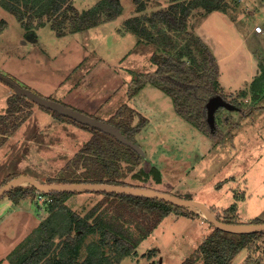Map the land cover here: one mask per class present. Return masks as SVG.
Masks as SVG:
<instances>
[{"label": "rangeland", "instance_id": "374dc122", "mask_svg": "<svg viewBox=\"0 0 264 264\" xmlns=\"http://www.w3.org/2000/svg\"><path fill=\"white\" fill-rule=\"evenodd\" d=\"M99 1L73 0V3L84 10ZM121 1L123 10L118 18L125 22L135 12L136 4L133 0ZM171 2L146 0L141 15L150 16L166 9ZM226 3V12L214 10L217 14L208 18L212 12L203 7L194 8L186 30L165 28L162 34L160 29L153 30L171 54L180 55L200 70L205 68L206 57L196 42H190L194 36L201 37L216 55L220 93L231 103L229 107L216 108L219 142L178 114L173 98L161 87L148 82L138 92H131L135 87L133 79L139 73L155 71L157 64L152 58L155 52H162L151 40L134 39L129 32L121 37L112 25L58 37L47 24L34 30L37 42L24 43L26 35L21 23L0 3V22L4 21L0 30V73L22 87L62 103L66 94H71L72 102L79 108L64 104L107 123L140 125L133 146L141 162L136 164L133 155L122 153L121 170L127 171L128 181L140 183L131 175L143 163L157 162L162 181L156 183L152 177L149 180L152 188L196 199L222 216L229 214L239 221L264 223V32H254L258 24L264 28V0H226ZM201 23L217 40L200 34ZM171 42L175 43L174 48ZM228 48L236 49L233 57H228V53L232 55ZM228 80L232 82L230 86L226 84ZM15 95V88L0 79V116L7 112V97ZM25 97L23 112L13 119L19 122L27 114V120L9 135L0 131V183L11 172L29 173L39 181L60 175L62 168L93 135L77 123L55 120L51 109ZM121 140L128 143L125 137ZM81 193L84 192L68 201L78 212H82L81 206L83 212L84 208L88 211L101 197H88L90 204H81L86 201L85 197L78 199ZM26 200L33 202L36 210L38 203L48 210V199ZM188 209L198 213L192 207L172 212L142 241L136 253L124 257L119 264H181L213 229L201 213L199 220L188 219ZM6 211L4 206L0 218ZM9 215L0 221V264H11L10 248L18 244L27 227L35 222L30 215ZM96 237L91 235L86 239L81 258L87 254L88 243ZM247 259L264 263V237L245 249L236 264H247Z\"/></svg>", "mask_w": 264, "mask_h": 264}, {"label": "trees", "instance_id": "16d2710c", "mask_svg": "<svg viewBox=\"0 0 264 264\" xmlns=\"http://www.w3.org/2000/svg\"><path fill=\"white\" fill-rule=\"evenodd\" d=\"M133 1L136 4L135 10L140 12V15L126 19L124 28L136 34L142 41L146 39L153 41L158 48L160 47L162 53L157 51L152 58V61L157 64L155 71L139 73L137 78L133 79L136 89L132 88L131 92H138L148 82L161 87L173 98L178 114L219 142L221 132L219 134L220 130L216 122L219 110H215L213 127L207 107L210 99L217 95L225 99L219 89L220 68L216 55L201 37L194 36L190 42H196L206 57L205 68L200 70L180 55L171 54L167 44L155 37L153 30L160 29V34L165 28L186 30L188 19L194 8L203 7L209 12L214 10L226 12V0H172L166 9L157 10L150 16L141 15L147 6L146 0ZM0 3L27 30L32 31L49 24L58 36L76 33L115 20L123 10L121 0H100L94 6L84 10L75 7L73 0H0ZM3 24L4 21H1L0 30ZM170 45L175 47V43L173 45L171 42ZM24 98L26 97L18 94L8 98L7 112L4 116H0L1 134L15 132L27 120V114L19 122L13 119L14 115L23 112L26 105ZM51 111L60 120H68L88 128L93 135L62 168L60 175L41 181L152 187L149 180L153 177L156 183H161L162 170L157 162H145L143 167L131 175L132 179L140 183L128 181L127 171L121 170V160L124 157L122 153L133 155V158H136V164L141 162L133 146L136 143L135 135L141 130L140 125L131 126L128 123L110 122L128 140V143H125L99 128L82 124L56 111ZM20 174L23 173L8 174L0 183V187ZM77 193L79 192L42 193L32 185H19L2 197L7 196L14 203H18L26 198L36 199L39 194H42L49 200H47L48 217L9 254L8 259L11 264H119L124 257L136 253L142 241L167 216L181 208L167 201L146 196L86 191L84 193H89L91 197L101 196L100 200L88 211L84 208V212L83 209L82 212H78L66 203L69 197ZM233 210L236 211L235 208ZM212 211L219 219L229 223H258L257 220L239 221L235 215L222 216ZM189 214L199 216L198 213L188 209L187 215ZM91 235L97 237L88 243L87 254L81 258L83 245ZM261 237H264V230L236 233L213 226L195 251L181 264H236L240 254L245 249L256 245ZM246 262L247 264H264L250 259Z\"/></svg>", "mask_w": 264, "mask_h": 264}, {"label": "water", "instance_id": "95a60500", "mask_svg": "<svg viewBox=\"0 0 264 264\" xmlns=\"http://www.w3.org/2000/svg\"><path fill=\"white\" fill-rule=\"evenodd\" d=\"M0 79L12 85L16 90V94L20 96H24V95L29 96L36 103H38L39 105L47 109L56 111L59 114L67 116L82 124L90 125L94 128H99L105 132H108L116 136L117 138L121 139V137H123L120 130L110 123H107L92 115H89L87 113H84L82 111L69 107L67 105H64L63 103L56 101L54 99L44 97L32 91L31 89L22 87L19 84H17L9 76H5L0 73ZM222 105L229 107L230 103L227 102L220 95H217L211 98L210 101L208 102V105H207L208 113H209V118H210V121L213 127H214L215 110L218 106H222ZM24 184L34 186L38 191L42 193H50L54 191L114 192V193H126V194H131V195L146 196V197L161 199L169 203H172L174 205H178V206L186 207V208L196 205L197 207H200L209 216L210 219L208 220L211 222V224H213V226L217 228L224 229V230L231 231V232H236V233H251L255 231L264 230L263 222L250 223V224H235V223H229V222L223 221L219 219L207 205H205L204 203L196 199L182 197L176 193L162 191V190H158L152 187L133 186V185H128V184L117 185V184H109V183H92V182H44V181H39L38 179H36L35 177L29 174H20L18 176H15L10 181H8L7 183H5L4 185L0 187V199L15 186L24 185Z\"/></svg>", "mask_w": 264, "mask_h": 264}, {"label": "crops", "instance_id": "0c3cea01", "mask_svg": "<svg viewBox=\"0 0 264 264\" xmlns=\"http://www.w3.org/2000/svg\"><path fill=\"white\" fill-rule=\"evenodd\" d=\"M136 8V7H135ZM212 14H217V12L216 11H212V13H210L208 16H206V18H208V17H211V16H213ZM135 15H140V12H136V10H135V12L130 16V17H132V16H135ZM205 18V17H204ZM205 18V19H206ZM123 22H124V20L123 21H120L119 20V18L118 19H115V20H112V21H108V22H105V23H102V24H100V25H112V26H114V29H116L117 31H119V33L122 35L121 37H125L126 35H131V36H135L134 37V39H139V37L136 35V34H134V33H132L131 31H129V30H127L126 28H124V29H122V27H124L123 26ZM202 25H201V27H199V31H201L202 33H200L202 36H203V34H206L207 36H208V38H210V39H212V38H214V39H216L217 40V37L211 32V31H209L207 28H206V26H205V24L204 23H201ZM100 25H98V27L100 26ZM22 26V25H21ZM96 28H97V26H95ZM22 28L24 29V31H25V34L24 35H26L25 36V39H24V43H27V42H31V43H35V42H37V40H38V35L37 34H35V29L34 30H32V31H29V30H27L25 27H23L22 26ZM93 28V27H92ZM85 30H87V29H85ZM85 30H82V31H79V33L78 34H81V33H84L85 32ZM235 30V29H234ZM84 31V32H83ZM127 32H129L128 34H127ZM77 33V32H76ZM253 33V32H252ZM68 34H72V33H68ZM254 34V33H253ZM255 34H259V33H256L255 32ZM67 35V34H66ZM58 36V35H57ZM65 36V35H64ZM59 37V36H58ZM60 37H62V36H60ZM204 37V36H203ZM140 40V39H139ZM131 51V50H130ZM129 51V52H130ZM231 51V50H230ZM229 51V48H228V52H230ZM234 51H236V49H234V50H232L231 52H232V55H229V53H228V57H233V54H234ZM128 52V53H129ZM230 52V53H231ZM127 56H125L123 59H125ZM249 60V59H248ZM256 72H257V70H256ZM220 78H221V76L219 77V81H221L220 80ZM232 82L230 81V80H228L227 82H226V84H227V86H230V84H231ZM223 85H225V84H223ZM226 86V85H225ZM226 86V89L228 88ZM126 87V86H125ZM122 88V87H121ZM128 88V87H127ZM126 90V89H125ZM116 92H119V91H116ZM128 95V94H127ZM9 97V96H8ZM8 97H7V99H8ZM71 97H72V95L71 94H66V96L63 98V102L64 103H67V104H71V105H73V106H76V107H78L79 108V106L78 105H75L73 102H72V100H71ZM102 107V106H101ZM81 109V108H80ZM36 110L37 109H35L34 108V113L35 114H38V112H36ZM91 111H95V109H92ZM115 113H116V111H115ZM114 113V114H115ZM113 114V113H112ZM53 118L55 119V120H57V121H59V122H62V121H60V120H58V118L57 117H55V115H53ZM63 124H67V122H62ZM11 173H14V172H11ZM11 173H9V174H11ZM23 173V172H22ZM24 174V173H23ZM29 174V173H28ZM8 175V174H7ZM29 175H31L32 176V174H29ZM41 181V180H40ZM86 194V195H85ZM81 196L80 197H78V196H75V197H78V199L80 200V199H82V198H84L86 201L85 202H83V203H81V204H90V202H87L88 201V197L90 198L91 197V195L89 194V193H81L80 194ZM74 198V195L73 196H71V197H69L68 199H67V201H66V203L68 204V201L70 200V198ZM3 199V202H2V204H0V210L5 206L6 208H7V211H6V213L0 218V221L1 220H3L4 219V217L6 216V215H12V214H18V213H22L23 214V216H28V215H30L31 216V218L32 219H34V224L31 226V227H27V229H26V231H25V234L22 236V238L17 242L18 244H16V245H14V246H12L11 248H10V251L12 252L13 250H14V248L15 247H17L20 243H22L26 238H27V236L28 235H30L40 224H41V222L46 218V217H48V215H49V211L45 208V206L43 205V206H41V204H39L38 203V208H37V210H36V208H35V205H34V203L33 202H30V201H27L26 199H28V198H26V199H24V200H21L20 202H18V203H14L9 197H4V198H2ZM30 199V198H29ZM40 202V201H39ZM69 205V204H68ZM70 206V205H69ZM83 206H81V208L80 209H83L82 208ZM73 208V207H72ZM74 209V208H73ZM74 210H76V209H74ZM9 215V216H10ZM188 219H191L192 221H195L196 219H198L199 220V217H197V216H191V215H189L188 216ZM2 222V221H1ZM202 223V222H201ZM184 244H186V243H182L181 245H183L184 246ZM187 248V246L185 247V249ZM10 252V253H11ZM9 253V254H10ZM8 254V255H9Z\"/></svg>", "mask_w": 264, "mask_h": 264}, {"label": "built area", "instance_id": "2783aa9c", "mask_svg": "<svg viewBox=\"0 0 264 264\" xmlns=\"http://www.w3.org/2000/svg\"><path fill=\"white\" fill-rule=\"evenodd\" d=\"M254 32L259 33V34H260V33H263V32H264V28H263V26L260 25V24L256 25V26L254 27ZM37 199H38L40 202H43V201L47 200L48 198H47V196H44V195H42V194H39V195L37 196Z\"/></svg>", "mask_w": 264, "mask_h": 264}, {"label": "bare ground", "instance_id": "6f19581e", "mask_svg": "<svg viewBox=\"0 0 264 264\" xmlns=\"http://www.w3.org/2000/svg\"><path fill=\"white\" fill-rule=\"evenodd\" d=\"M215 33L219 35L218 30H215ZM192 208L198 211V213H201L206 219H210L209 216L200 207L193 205Z\"/></svg>", "mask_w": 264, "mask_h": 264}]
</instances>
